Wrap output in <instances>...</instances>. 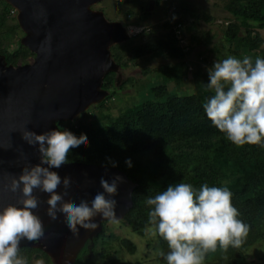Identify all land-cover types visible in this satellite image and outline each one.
Returning <instances> with one entry per match:
<instances>
[{"label": "trees", "instance_id": "16d2710c", "mask_svg": "<svg viewBox=\"0 0 264 264\" xmlns=\"http://www.w3.org/2000/svg\"><path fill=\"white\" fill-rule=\"evenodd\" d=\"M221 8L230 15L223 25V59L227 56L264 58V40L259 34L264 30V0H224ZM182 10L185 15L187 9ZM14 13L9 5L0 1V55L4 56L7 65H25L34 54L20 44L23 33ZM126 15L131 16L133 12L127 10ZM146 16L143 13L138 17ZM184 19L183 15H177L164 21L162 28L169 32L154 43L112 46V60L123 70L140 58L156 56L161 51L170 50L182 60L189 53L186 52L189 46L198 42L196 37L190 36L185 46ZM199 19L206 23L215 21L202 13L196 15L194 21ZM176 25L180 26L182 45L174 33ZM207 37L204 33V43L210 42ZM210 52H217L216 47ZM215 56L216 60L222 57ZM179 66L175 69L163 67L157 73L144 70L147 76H161L160 81L153 85L141 83L137 94H146L147 98L138 100L137 95V100L114 117L104 113L109 109L107 101L112 99L116 88L121 90L127 83L116 87L115 74L109 72L102 82V89L108 92L103 101L91 106L74 119L76 121L56 123L59 131L67 129L77 137L86 136L89 141L87 147L72 153L69 163L115 168L135 184L129 211L119 221L103 222L101 232L93 238L91 253L88 250L90 242L86 241L73 264H96V261L115 264L112 259L122 251L133 254L136 249L133 241L110 232L108 223L119 222L137 237H146L151 226L147 215L150 206L145 201L170 183H189L197 189L201 184L228 187L232 193L231 202L239 213L238 219L248 226L239 248L221 250L217 247L215 252L205 254L204 264H247V250L264 240V148L251 144L238 147L227 141L204 113L202 106L213 92L207 89L208 82L203 79L200 67L189 72L191 68L186 63L181 62ZM109 159L116 167L111 166ZM126 159H131V168L126 166ZM155 239L159 249L167 252V243L159 237ZM19 254L28 264L35 261L52 264L38 249L19 248ZM159 259L163 262L162 257Z\"/></svg>", "mask_w": 264, "mask_h": 264}, {"label": "water", "instance_id": "95a60500", "mask_svg": "<svg viewBox=\"0 0 264 264\" xmlns=\"http://www.w3.org/2000/svg\"><path fill=\"white\" fill-rule=\"evenodd\" d=\"M16 12V23L23 33L20 44L34 54L25 65H7L0 55V207L15 204L20 193L4 190L10 176H18L25 165L39 163L35 145L22 139L27 129L36 134L58 130L57 122L73 121L91 106L99 104L108 92L102 89L104 76L115 74L116 86L120 67L112 60L110 48L129 40L127 29L118 21H108L99 10L92 9L103 0H0ZM56 171L63 181L72 182L67 203L90 201L102 192L100 179L106 181L119 176L115 216L113 220L93 218L97 228L88 231L78 226L73 235L67 221L58 215L52 222L47 215V194L36 189L37 214L44 227L39 241L22 239L19 248L41 250L52 264H73L105 221H119L132 207L135 184L121 171L103 165L69 163ZM63 188L60 195L63 197ZM69 251V252H68ZM69 253V257L65 255Z\"/></svg>", "mask_w": 264, "mask_h": 264}, {"label": "clouds", "instance_id": "9594fccd", "mask_svg": "<svg viewBox=\"0 0 264 264\" xmlns=\"http://www.w3.org/2000/svg\"><path fill=\"white\" fill-rule=\"evenodd\" d=\"M207 72L206 87L213 95L202 107L211 125L238 147L251 144L264 148V58L227 56L214 61ZM21 134L27 144L37 147L39 163L25 165L18 176H10L4 184L5 191L13 194L19 191L20 198L15 204L0 207V264H28L19 254L20 241L44 238L43 224L32 211L38 207L34 189L47 194L49 219L57 222L58 215H62L69 231L76 235L78 226L95 230L97 224L93 218L97 215L114 219L116 200L113 197L122 180L119 176L111 182L101 178L103 191L97 192L90 201L67 203L72 182L68 178L62 181L51 169H62L69 164L73 152L88 146L87 137H77L67 129L41 134L25 129ZM109 163L116 167L114 161L109 159ZM125 164L131 168V159H126ZM231 197L226 186L201 184L197 189L183 182L170 183L163 191L148 197L145 203L150 206L149 233L164 240L168 247L167 252L156 249L154 255L162 257L164 264H203L205 254L215 252L217 247L239 248L248 226L238 219Z\"/></svg>", "mask_w": 264, "mask_h": 264}, {"label": "rangeland", "instance_id": "374dc122", "mask_svg": "<svg viewBox=\"0 0 264 264\" xmlns=\"http://www.w3.org/2000/svg\"><path fill=\"white\" fill-rule=\"evenodd\" d=\"M223 1L224 0H162L161 2V0H103L94 5L92 9L100 10L107 20L118 21L124 27L128 28V30L131 29L132 32H134L136 28L145 27L144 32L136 37L131 36L129 40L125 42L129 43L130 47L151 44L162 36L167 35L169 31L163 29L162 24L164 21L169 20L171 16L177 15H183L185 17V46H187L190 36H194L198 40L197 43H192L190 45L192 47L189 46L190 49L186 50V52L189 51V53H187L182 60L176 58L172 51L167 50L159 52L156 56L149 55L140 58L135 64L131 65L130 63L131 66L126 69H120L119 83L116 87H120L124 83L127 84H125L121 90H117L116 88V92L112 99L107 101L109 103V109L104 110V113L108 114L110 117H114L125 107L131 105L135 100L147 98L146 94H137V91H140L142 87L141 83L145 82V85H153L155 82L160 81L161 76H147L148 73H144V70H148L149 73H157L163 67L167 66L175 69L176 66H179L180 63L183 62V65L186 63L190 66L191 71L189 72L195 71L196 67L199 66L201 72L204 74L203 79L208 82L207 69L212 66L214 61H219L215 59V55H222L220 60L225 56L223 50V25L225 26L227 18L230 19V15L222 10L221 6ZM183 8L187 9L185 15L182 12ZM127 10H131L133 15L127 16ZM143 13H146L147 16L140 19L138 16L143 15ZM201 13L213 19L215 18V21L211 23L203 22L201 19L194 21L195 16ZM13 15L16 16V12ZM204 33L208 34L207 38L210 39V42H203ZM259 34L264 40V30H260ZM183 43L184 42H182V44ZM215 47L217 52L212 54L210 50ZM202 59H204L205 62L202 61ZM30 62H32V59ZM178 68L180 69V66ZM185 88H187V85ZM107 228L120 238L130 239L136 246L133 254H127L125 251H122L116 258L114 257L112 260L115 264H164L159 257L154 255L155 250L159 249V247L155 237L149 233V229L147 231V236L141 238L137 237L136 234L132 233L124 224L119 222H109ZM247 255V264H264V240H260L253 247L249 248L247 250ZM31 264L45 263L35 261ZM96 264H101V262L96 261ZM107 264H110V262Z\"/></svg>", "mask_w": 264, "mask_h": 264}, {"label": "built area", "instance_id": "2783aa9c", "mask_svg": "<svg viewBox=\"0 0 264 264\" xmlns=\"http://www.w3.org/2000/svg\"><path fill=\"white\" fill-rule=\"evenodd\" d=\"M179 27H180L179 25H176V27H174V33H175V36H176L177 41L180 44L183 40L181 38L182 37V34L180 33ZM143 29H145V27L144 28L143 27L142 28L140 27L138 29L137 28L134 29V32H132V34L130 36H136V35L140 34ZM128 33H129V30H128Z\"/></svg>", "mask_w": 264, "mask_h": 264}, {"label": "bare ground", "instance_id": "6f19581e", "mask_svg": "<svg viewBox=\"0 0 264 264\" xmlns=\"http://www.w3.org/2000/svg\"><path fill=\"white\" fill-rule=\"evenodd\" d=\"M78 116H79V115H78ZM78 116H77V117H78ZM77 117H76V118H77ZM68 252H69V251H68ZM65 256H66V258L69 257V253H67V255H65Z\"/></svg>", "mask_w": 264, "mask_h": 264}]
</instances>
